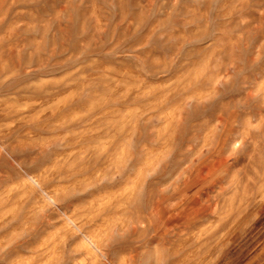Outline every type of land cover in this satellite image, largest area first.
<instances>
[{
  "label": "clouds",
  "instance_id": "obj_1",
  "mask_svg": "<svg viewBox=\"0 0 264 264\" xmlns=\"http://www.w3.org/2000/svg\"><path fill=\"white\" fill-rule=\"evenodd\" d=\"M0 264H264V0H0Z\"/></svg>",
  "mask_w": 264,
  "mask_h": 264
}]
</instances>
